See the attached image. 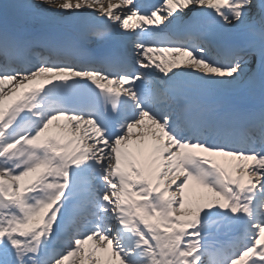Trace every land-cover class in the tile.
Wrapping results in <instances>:
<instances>
[{
  "label": "snow or ice",
  "instance_id": "6c2138e0",
  "mask_svg": "<svg viewBox=\"0 0 264 264\" xmlns=\"http://www.w3.org/2000/svg\"><path fill=\"white\" fill-rule=\"evenodd\" d=\"M0 264H264V0H0Z\"/></svg>",
  "mask_w": 264,
  "mask_h": 264
}]
</instances>
